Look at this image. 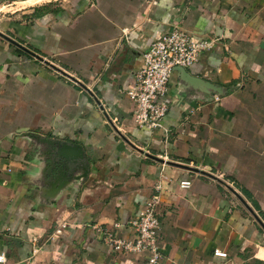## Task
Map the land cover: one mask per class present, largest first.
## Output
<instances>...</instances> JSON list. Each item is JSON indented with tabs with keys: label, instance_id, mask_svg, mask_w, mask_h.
Segmentation results:
<instances>
[{
	"label": "crops",
	"instance_id": "0c3cea01",
	"mask_svg": "<svg viewBox=\"0 0 264 264\" xmlns=\"http://www.w3.org/2000/svg\"><path fill=\"white\" fill-rule=\"evenodd\" d=\"M175 25L216 40L186 70L223 94L175 72L161 129L140 128L127 92ZM31 133L81 145L88 176L58 190ZM159 184L160 264H264V0H0L2 264H143L96 227L126 225Z\"/></svg>",
	"mask_w": 264,
	"mask_h": 264
},
{
	"label": "built area",
	"instance_id": "2783aa9c",
	"mask_svg": "<svg viewBox=\"0 0 264 264\" xmlns=\"http://www.w3.org/2000/svg\"><path fill=\"white\" fill-rule=\"evenodd\" d=\"M215 45L216 40L194 37L179 25L151 44L143 54L142 66L135 73L134 84L127 92L134 105V122L138 127L151 131L161 129L162 121L169 111L166 98L176 69L190 68L204 53L213 50ZM189 186L190 182L181 184L183 188ZM161 191L159 184L126 225L116 222L110 227H96L103 241L114 252L146 255L143 264L161 263ZM125 228L129 234L123 233ZM60 232L57 230V233ZM216 254L223 255L219 251ZM5 261L4 255L0 254V264Z\"/></svg>",
	"mask_w": 264,
	"mask_h": 264
},
{
	"label": "water",
	"instance_id": "95a60500",
	"mask_svg": "<svg viewBox=\"0 0 264 264\" xmlns=\"http://www.w3.org/2000/svg\"><path fill=\"white\" fill-rule=\"evenodd\" d=\"M6 39L10 41L11 43L17 46H20L18 43H16L14 40L10 38L6 37ZM46 64H48L49 66H51L58 72L62 73L63 75L67 76L74 82L80 84L79 81L75 77L51 65L50 62L46 61ZM176 72H179L181 74V79L183 80V82H185L187 85H189L195 90L202 91L204 93L215 92L218 94H223V91L221 89L215 87L214 85H212L211 83L203 79L192 76L184 68H177ZM28 136H30L32 139H34L38 143L46 146L48 156L50 157V160H51L50 169L53 170L56 174L55 175L56 187L58 190L64 188L65 185H67L72 180L79 181V180L85 179L88 176L89 161L87 158V154L81 145L73 143V142H67L64 140L43 137L35 133H31ZM157 160H160V159H157ZM160 161L165 162L164 160H160ZM168 164L172 165L174 163L168 162ZM174 165L180 168H188L186 166L179 165V164H174ZM195 171L202 173L204 175H208L213 179H217L211 174L202 172L200 170H195ZM77 173L79 174L76 175ZM227 187L241 201V203H243V205L247 209H249L251 212L254 213V211L251 209L247 201L242 197V195L238 191H236L234 188L230 186H227ZM255 217L257 218L259 223L263 225L259 217H257V215Z\"/></svg>",
	"mask_w": 264,
	"mask_h": 264
},
{
	"label": "trees",
	"instance_id": "16d2710c",
	"mask_svg": "<svg viewBox=\"0 0 264 264\" xmlns=\"http://www.w3.org/2000/svg\"><path fill=\"white\" fill-rule=\"evenodd\" d=\"M246 194V193H245ZM247 195V194H246ZM248 196V195H247Z\"/></svg>",
	"mask_w": 264,
	"mask_h": 264
}]
</instances>
